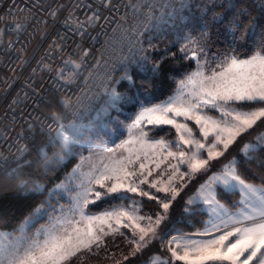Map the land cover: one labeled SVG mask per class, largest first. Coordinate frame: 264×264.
<instances>
[{"label":"snow or ice","instance_id":"obj_1","mask_svg":"<svg viewBox=\"0 0 264 264\" xmlns=\"http://www.w3.org/2000/svg\"><path fill=\"white\" fill-rule=\"evenodd\" d=\"M259 8L264 11V3L259 4ZM55 14L52 13L53 16ZM159 19L163 20V17ZM16 27L19 29L23 26ZM190 43L196 45L191 49L195 69L180 80L176 95L163 103H140L131 123L126 126L129 139L121 141L115 148L109 147L102 137L84 141L89 145L91 157H95L98 163H90L86 171L82 163L73 169L66 180L55 185L50 196L67 193L69 198L67 205L60 206L59 214H56L55 206L45 201L25 218L18 230L12 233L0 232V264H71L74 258L92 251L93 246H100L102 236L108 234L105 224L108 229L118 231L110 223L113 218L118 225L123 224L126 219L129 223L123 226L134 228L135 247L129 255L137 256L150 239H162L157 230L166 222L172 202L184 187L174 180L175 174L180 172L179 165H186V171L180 173L181 178L207 175L212 161L223 157L238 138L249 133L258 123L264 124V42L260 51L248 59H239L236 55L229 56L225 53L211 62L205 59L207 53L203 33L198 40H190ZM182 51L187 52V46ZM87 55L84 52V56ZM140 61L143 62L140 64L142 69L145 64L151 63L150 71L153 75L164 71V62L150 61L147 54L141 55ZM67 63L66 61L65 64ZM82 67V63H75L77 70ZM123 78L131 79L127 73ZM66 82L73 83L74 79L69 78ZM105 92L108 107H114L120 100L131 102L132 99L125 97L114 87H105ZM60 104L65 111L73 110L70 98L60 101ZM53 117L55 123L64 118L56 113ZM189 121L199 130L198 135L202 139L196 138ZM147 125L153 128L170 125L176 129L179 137L177 142L167 145L168 148L178 149L177 152H168V156L178 158V164L172 166V173L164 187L159 188L154 182L149 184V187L166 194L164 199L159 200L163 211L154 221L152 217H147L146 225L137 222L135 208L118 207L99 216L91 214L90 204L113 196L122 199L125 192H139L141 196L157 199L139 188V184L148 183L146 179H140L139 184L133 186L138 174L129 170V165L135 163L133 155L136 160L140 159V155L139 149L126 146L139 144L142 149L165 144L164 140H151L145 130ZM78 133L79 126L72 122L69 125H59L55 135L50 136V143H59L61 147L62 154L55 157L56 164L71 153L73 145L81 143ZM182 144L188 146V151L181 148ZM117 149H124L128 155L121 152L117 157ZM240 153L241 155L234 156L227 164H223L186 201L183 209L185 213L197 210L207 213L204 231L197 235L209 239L173 237L170 244L175 247H170V251L175 259L184 261L185 264H264V175L261 176V182L256 184L245 174L249 170L248 166H264V159L259 155L264 153V134L258 135L255 141L243 144ZM41 160L48 171L53 170L52 163L43 150ZM3 164L4 157L0 156V169ZM144 167L140 163L139 168L143 170ZM139 175H143V172ZM148 175H151V171ZM12 177L20 182L21 188H27L28 181L16 175L15 170H12ZM41 188L36 183L29 190L39 193ZM229 194L240 197L232 203L231 208L222 204L218 198ZM44 217H47V221L35 228V231L28 227ZM139 219L143 220L144 217ZM136 230L139 232L138 236ZM128 259L129 256L124 257V260Z\"/></svg>","mask_w":264,"mask_h":264},{"label":"built area","instance_id":"obj_2","mask_svg":"<svg viewBox=\"0 0 264 264\" xmlns=\"http://www.w3.org/2000/svg\"><path fill=\"white\" fill-rule=\"evenodd\" d=\"M194 1L0 0L3 168L10 160L23 164L35 132L50 141L64 122L83 123L134 54L148 55L156 40L170 33L177 37L174 27ZM75 63L83 67L77 70ZM69 78L74 82L67 83ZM54 96L59 109H46ZM67 98L72 111L60 104ZM54 113L64 118L55 123ZM147 264H173V259Z\"/></svg>","mask_w":264,"mask_h":264},{"label":"trees","instance_id":"obj_3","mask_svg":"<svg viewBox=\"0 0 264 264\" xmlns=\"http://www.w3.org/2000/svg\"><path fill=\"white\" fill-rule=\"evenodd\" d=\"M261 3H264V0H195L186 19L178 21L174 27L177 37L170 33L164 38L157 39L154 49L148 52L150 61L164 62V71L159 75H153L150 71L151 63L145 64L142 69L140 64L143 62L140 61L138 54H134L132 61L126 67L118 70L110 84V87L116 84L118 76L122 74L117 87L125 97L132 98L131 102H125V100L118 102L123 110L109 107L110 113L94 120L92 129L98 128L101 133H106L102 134L105 141L118 142L125 135L121 123L126 124L132 121L140 103L157 104L169 97L175 91L180 80L195 67V61L181 48V44L186 38L196 41L203 33L206 42L205 52L211 58L210 62L215 58L222 57L225 53L229 56L236 55L237 58L242 59L251 57L260 51V46L264 42V11L259 8ZM125 73L131 77L130 80L123 78ZM106 95L105 93L101 97L94 111ZM45 108L58 110L57 98L54 96ZM94 111L88 118L92 117ZM99 122L103 123L102 127H99ZM116 122L120 124V127L115 125ZM107 125L108 127H106ZM263 129L264 124L258 123L249 133L238 138L236 143L230 146L229 151L213 163V166H218L220 162L229 157L239 156L242 145ZM145 130L148 131L151 139H165L169 135L173 136L171 127L156 129L145 127ZM86 131L90 130L86 129ZM110 132L115 135L111 137ZM41 150L46 152L53 170L48 171L45 168L44 162L41 160ZM85 151L86 148L83 146L73 145L71 153L65 156L59 164H56L55 157L57 154H62L59 143H50L43 134L35 132L33 139L28 143L23 164L17 165L14 160H10L0 172V230L10 233L18 230L25 218L42 202L47 201L55 207L59 204L64 205L65 201L62 197L56 194L50 196L49 193L52 192V187L60 182L78 163L80 156ZM259 155L261 159H264V153H259ZM248 167L246 176L251 182L259 184L261 176L264 175V166L253 164ZM12 170H15L16 175L20 176L22 180L28 181L27 188L19 186L20 182L12 177ZM198 181L199 178L191 180L187 188L183 189L176 200L172 202L166 222L162 223L158 229L164 236L173 232L193 233L204 228L207 219L206 212L197 210L185 213L183 211L186 205L183 195L192 190ZM36 183L42 186L39 193L29 190ZM130 197L132 195H124L122 199L114 196L104 198L95 204H90L89 211L90 213H101L118 207L127 208L131 200ZM218 198L221 203L231 208L232 203L238 201L239 195L229 194ZM139 209L141 213L147 215H155L159 210L161 211L157 202L145 198H141ZM49 210L51 211V208ZM46 221L47 217H44L38 223L34 222L28 227L33 231ZM126 234H129L128 230L123 229L122 232L106 236L104 243L102 242L98 248L93 246L92 251L83 253L79 258H74L71 264L149 263L146 255L151 253V246L155 243L150 245L147 251L143 249L141 253L133 257L129 255L132 248L125 242ZM125 256H129V259L124 260Z\"/></svg>","mask_w":264,"mask_h":264},{"label":"rangeland","instance_id":"obj_4","mask_svg":"<svg viewBox=\"0 0 264 264\" xmlns=\"http://www.w3.org/2000/svg\"><path fill=\"white\" fill-rule=\"evenodd\" d=\"M190 40L194 41V39L186 38V40H184L183 43L181 44V48L184 49L185 46H187L188 51L186 53L191 57V49L195 48L196 45L194 43H190ZM248 58H250V57H248ZM248 58H242V59H248ZM205 59H207L209 62L211 60V58L209 56H206ZM214 66L215 65H213V67ZM194 69H195V67H194ZM121 75L118 76V81L116 82V84H114L112 86L120 93H122V91L117 87V83L120 82L119 80L122 77ZM179 87H180V84H178V86L176 87L175 91L169 97H172V96L176 95L177 90L179 89ZM169 97H167L165 100H163V101H161L159 103H163L164 101L168 100ZM106 100H108V96L107 95L104 97V100L97 106V108L94 111V113L92 114L91 118H88V120L84 121L83 123H80L79 125L77 124L79 126L78 136L81 138V143L76 144V145L83 146L84 148H86V151L80 156L78 163H76L73 166V168L65 175V177L61 181L66 180L69 177V174L72 173L73 169L77 168L82 163H83V168H84L85 171L87 170V168H88L90 163H98V161H97V159L95 157H91V151L89 150V145L87 143H85L84 141H86L88 138L96 139L97 137H103L102 136L103 133H101L98 128L92 129L93 128L92 124H93V121L96 120L97 118L101 117L102 115L103 116L104 115L107 116L110 113L109 107L105 103ZM120 101H118V102H120ZM118 102L116 103V105L113 108L123 110L122 108H120V105H119ZM243 110H247V109H243ZM215 115L218 116L219 113H215ZM99 123H100L99 127H102L103 123H101V122H99ZM130 123H126V124H124L123 122L121 123L122 129L124 130L125 135L120 140H118V142H115L113 140H111V141L106 140V142L108 143L109 147L115 148V145L120 144L121 141L129 139V133H128V130H127L126 126L128 124H130ZM188 123H189V126H192L194 128V134H196V138L197 139H202L198 135L199 130L197 128H195L193 122L189 121ZM69 124H71V123L66 121L62 125H69ZM115 125L120 127V124L117 123V122H116ZM106 127H108V125ZM145 127L153 128L150 125H147ZM160 127H171L172 130H173V134H172L173 136L169 135L170 133H167L169 136L167 138H165V139H162V138L151 139L153 142L155 140H164L165 141L164 145H156L154 148H149V147L146 146V147H144L142 149L140 148L139 144L126 146V147H132L134 149H139L140 159L136 160L135 155H133V160L135 161V163L133 165H129V170H134L138 174L137 178H136V182H135V184H133V186H136L137 184H139V180L140 179H146L148 181V183L139 184V188L143 189L144 191L149 192L150 195L157 197V199L153 200V199H150L148 196L139 195V192H137V193L125 192V193L122 194L123 196L124 195H132V197H130L131 200H130V203H129V206L127 207V209H132V208L136 209L135 215L137 217V222L140 223L141 225H146L148 223L147 217H152V220L154 221L156 219V216L159 215L163 211L162 208L160 207L161 211L159 210V212H157L155 215H147V214L141 213L140 209H139L140 208V200H141V198L150 199V200L155 201V202H157L159 204V200L160 199H164L165 196H166V194L163 191H159L158 192L157 188L149 187V184L154 182V183L157 184V187H159V188L164 187V184L167 181L168 176L172 173V166H176L178 164V158H173L171 156H168V152L169 151L177 152L178 149H176L175 147H172V148H168L167 147L168 144H173V143H175V142H177L179 140V137H178V134L176 132V129L174 127L170 126V125H164V126H160ZM109 128H111V127H109ZM86 129H88L90 131H86ZM153 129H156V128H153ZM56 130L53 132V136L55 135ZM260 133L264 134V129L262 131H260L254 138L248 139L245 143H248L250 141H255L253 139H255L258 135H260ZM104 134H106V133H104ZM110 135L112 137L113 135H115V133H111L110 132ZM185 135H187V134H185ZM181 148L184 149L185 151H188V146L187 145H183L182 144ZM121 152H123V154L125 156L128 155V152L125 151L124 149H117L116 152H115V155L118 157ZM205 155H206V153H205ZM240 155H241V153H240ZM89 157H91V159H88ZM231 159H232V157H229L228 159L224 160L223 162H220V164H218V166H216V167L213 166L214 165L213 163L215 161H217V160L212 161L211 170L208 172L207 175H197L195 177L184 176L183 178H181L180 173H183V172L186 171V165H183V164L179 165L180 172L175 174L174 180H175V182L178 185H183L184 186L183 189L187 188V186L189 185V182L191 180H195L196 178H199V181L194 186V188L183 195L184 203L186 204V201L192 195L195 194V192L199 189L201 184L205 183L208 180V178L213 173L217 172L223 166V164H227L228 161L231 160ZM140 163H143L145 165L143 170H141L139 168ZM149 171H151V175L150 176L148 175ZM140 172H143V175H139ZM60 182H58V183H60ZM55 185L52 187V190H51L52 192H53V189L55 188ZM58 196H60V197H62L64 199V201H65L64 205H67L69 203V198H68L67 193H62V194H60ZM61 205L62 204H59L58 206L55 207L56 214H59ZM108 211H112V210H108ZM104 212L91 213V214L99 216V215H102ZM140 217H144V219L140 220L139 219ZM207 220H208V215H207L206 221ZM110 223L112 224L113 229L118 228V231H112V230L108 229L107 225L105 224L104 225L105 231L108 234L102 236L101 243L102 242L104 243V238L106 236L113 235L116 232H122L123 229H127L129 234H126L124 236L125 242H126L127 245H129L130 248L133 249L135 247V244L133 243V241L135 239V237L133 236L134 228L131 227V226H129V227H124L123 226V224H128L129 222L125 219L123 221V224L118 225L116 223L115 218H113L110 221ZM204 228H205V226H204ZM204 228L201 229V230H198L196 232H193V233H179V232L174 233L173 232V233H170L167 236H164V234H162L159 230H157L158 235L162 236V239L161 238L150 239V242L144 248V250L147 251L148 247H150V245L155 243L154 245L151 246V250H152L151 253L149 255H146V257L148 256V261L149 262L167 261L168 258L172 257L173 264H185L184 261L177 260V259H175V257L172 256V253L170 251V247H175V245L174 244H170V241L172 240L173 237H177V238L183 237V238L192 239V240H206V239H209V237L197 235V233L204 231ZM33 231H35V230H33ZM0 232L10 233L9 231H6V230H0ZM136 233H137V236H138L139 235L138 230H136ZM217 235H218V233H217ZM101 243H100V245H101ZM143 255L145 256V253ZM111 264H115V263L111 262Z\"/></svg>","mask_w":264,"mask_h":264},{"label":"crops","instance_id":"obj_5","mask_svg":"<svg viewBox=\"0 0 264 264\" xmlns=\"http://www.w3.org/2000/svg\"><path fill=\"white\" fill-rule=\"evenodd\" d=\"M262 133V132H261ZM261 133H260V135H261ZM253 140H255V139H253Z\"/></svg>","mask_w":264,"mask_h":264}]
</instances>
